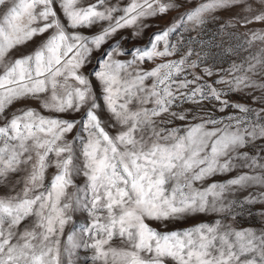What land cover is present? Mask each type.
<instances>
[{"label": "snow or ice", "instance_id": "snow-or-ice-1", "mask_svg": "<svg viewBox=\"0 0 264 264\" xmlns=\"http://www.w3.org/2000/svg\"><path fill=\"white\" fill-rule=\"evenodd\" d=\"M183 6L0 0V264H72L80 248L92 264H264V228L229 223L264 203L236 195L264 189V146L243 151L264 140V95L232 99L264 91V28L248 27L264 25V0H199L124 46L126 30L140 38ZM214 24L246 28L238 47L259 51L217 67L208 49L221 45L203 39ZM198 216L214 219L170 230Z\"/></svg>", "mask_w": 264, "mask_h": 264}, {"label": "rangeland", "instance_id": "rangeland-1", "mask_svg": "<svg viewBox=\"0 0 264 264\" xmlns=\"http://www.w3.org/2000/svg\"><path fill=\"white\" fill-rule=\"evenodd\" d=\"M125 2H126V0H125ZM181 2L184 3L183 7H180L177 10L169 12L166 16L157 17V18L149 19L148 21H146V23L149 24L150 27H148L144 31L143 35L140 38L132 37L131 30H126L123 33V35H125L127 37V40H125L123 42L124 46L126 48H130L133 45L139 46V45L147 43L148 40L153 35V33H156L158 31L170 26L172 24L174 18L178 17L183 12L189 10L196 3H198L199 0H192L191 3H188L187 0H181ZM237 11L238 10L233 9V10H225V11L220 12L219 13L220 24H226L229 20H232L236 16ZM248 27L253 28V29H262V28H264V25L252 24V25H249ZM218 28H219V24L210 25L208 27L206 35L203 37V39H205V40H211V41H213L214 44L221 45V47H219V48L212 47L211 49H208L213 54L217 67H220V66L227 67L228 64L232 60H240L244 56H247L249 54H254L257 51H259V46H256V45H254L249 51H243L242 49H240L238 47L241 43H243V37H240L239 39H237V37H239L240 33L247 31L246 28L239 27V26H237L235 28L229 27L225 30V33H221V34L217 35L216 33H217ZM93 31H95V29H93ZM117 39H119V35L117 36ZM105 47H107V45ZM229 47L236 50L237 55L222 54L223 49H226ZM101 51H103V50H101ZM19 54L20 53H18V55ZM95 55H100V53H96ZM211 62L212 61H210V63ZM93 63H95V61H93ZM148 66L150 67V65H148ZM261 82L264 83V81H261ZM253 95L255 97L259 98L260 96L264 95V91L257 89L254 92L247 93L246 95L233 96L232 99L233 100H239L241 102L247 103L249 106H251L253 108H256L259 105H258L257 101H254L252 99ZM24 104H26L27 106L39 109V102L38 101L28 100V101H25ZM22 106L23 105L21 103H17V104H14L12 106V108L16 109V108H20ZM184 107H195V106L185 105ZM216 115L219 116V115H221V113H216ZM262 146H264V140H258L255 145H250L247 148H245L243 151H247L250 155H255L257 153V151H259V148ZM261 155H264V153H261ZM246 170L247 169H243L242 171H246ZM236 174H237L236 172H233L231 175L234 176ZM227 178L228 177H216L215 179L224 180ZM76 182L78 184L82 185L83 184V178L77 177ZM3 191L4 190L2 188H0V194H3ZM260 191H264V189L257 188V187L246 189V190L238 192L236 194L237 199L243 200L250 193H259ZM245 208L250 209L251 214H249L248 210H245V211L241 212V214L237 217V220L235 222L229 221V223H233V226L237 227V228L253 227L257 231L264 228V215H261V213L264 212V203H257L254 205H246ZM212 219H214V217H212V216L192 217V218H189L185 221L175 223L174 225L170 226V230L171 229H184V228L193 226L197 223H200L203 221H210ZM83 224H84V219L82 218L80 212L77 211V213L74 214V223L67 225L65 228V234H64V237L62 238V246H63V242L66 239L67 235L70 232H72L74 229H78ZM152 226L155 228H159L158 223H153ZM113 243L118 244L119 242L114 241ZM64 264H68L66 258H64ZM72 264H92L91 252L87 249H84V248L77 249L76 254L72 258Z\"/></svg>", "mask_w": 264, "mask_h": 264}]
</instances>
